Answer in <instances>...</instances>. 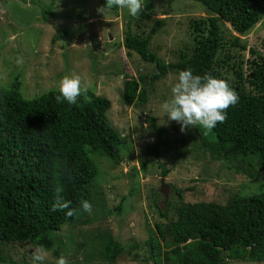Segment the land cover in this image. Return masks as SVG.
Instances as JSON below:
<instances>
[{
  "label": "rangeland",
  "instance_id": "1",
  "mask_svg": "<svg viewBox=\"0 0 264 264\" xmlns=\"http://www.w3.org/2000/svg\"><path fill=\"white\" fill-rule=\"evenodd\" d=\"M100 1L0 0V81L10 86L14 77H19L23 96L34 98L55 88L64 75L79 74L89 84L85 96L111 98L113 105L107 113L110 123L129 138L121 145L116 160L97 158L102 169L91 191L92 198L95 189L98 191L92 199L95 204L90 212L83 211L79 219L58 231L59 242L54 247L59 253L55 248H45V264H55L62 254L69 264H156L150 244L156 222L176 218L175 206L183 200L226 203L234 193H257L264 189V170L257 168L256 159H252L254 166L236 158L210 159L206 149L199 147L205 131L202 127H188L181 132L176 121L163 117L162 104L170 98V85L178 71L151 82L155 63L121 46L130 18L127 10L111 9L104 16L97 11L102 6ZM209 15L208 9L194 0H145L141 14L133 17L132 28L146 34L157 21L164 20L150 46L163 60L174 62L183 50L192 51L195 20H207ZM220 23L222 46L216 67L232 84L238 80L237 70L247 73L249 60L253 59L249 48L264 52V17L247 33L236 31L228 21ZM54 35L58 38L53 41ZM236 36H240L238 45L232 43ZM140 76L148 104L127 105L122 97L123 81ZM149 116L167 131L159 146L162 157L150 155L143 167L149 142L158 139V130L149 125ZM237 163L241 164L240 171L235 167ZM163 169L168 171L166 176ZM162 178L169 186L167 199L160 192ZM177 188L182 189V196ZM110 239L122 247L114 259L105 253ZM171 241L170 237L162 241L161 264H175L173 256L165 259V251L171 247L164 243ZM0 247L6 256L0 264H31L32 249L41 246L11 242L0 243ZM225 261L264 264V260Z\"/></svg>",
  "mask_w": 264,
  "mask_h": 264
},
{
  "label": "trees",
  "instance_id": "2",
  "mask_svg": "<svg viewBox=\"0 0 264 264\" xmlns=\"http://www.w3.org/2000/svg\"><path fill=\"white\" fill-rule=\"evenodd\" d=\"M194 1L203 4L211 15L207 20H195L192 51L183 50L174 62H166L150 46L164 20L157 21L144 34L133 30L130 16L121 46L144 61L155 63L151 82L184 68L223 78L216 67L222 46L220 20L230 22L240 33H247L264 17V0ZM100 2L104 4V0ZM112 9L118 10L115 6ZM56 38L58 35L52 40ZM239 39L236 36L232 43L238 45ZM241 47L246 49V45ZM249 50L253 59L249 60L247 73L237 70V82L229 83L239 96L238 102L226 110L223 123L218 122L208 131L200 128L205 131L199 147L205 148L213 160L236 158L254 166L252 159H256L257 168L264 170V52L253 47ZM142 80L143 76L124 79L125 104H148L146 89L141 88ZM9 85L0 81V243L31 242L43 248H55L58 231L84 214L81 201L87 200L91 208L95 204L92 199L98 191L95 189L93 198L91 191L102 169L97 158L116 160L121 145L129 138L110 123L107 113L113 102L109 97L82 94L76 104L69 105L57 103L56 87L34 98H25L19 77H14ZM148 120L158 130V139L149 142L143 167L150 161V155L156 159L162 157L159 146L163 143L161 136L167 131L156 123L154 116ZM239 165L235 164L238 171ZM167 173L163 169V175ZM175 190L182 196L181 188ZM57 194L71 201L70 207L75 209L72 216L64 211H51ZM175 213L176 218L166 223L156 222L152 230L155 234L150 244L156 264H161V244L168 237L172 241L164 243L171 247L165 251V259L169 260L171 255L175 264L264 260V189L250 195L234 193L226 203L183 200L175 206ZM121 248L110 239L105 253L114 259ZM54 251L59 253L57 248ZM5 259L0 247V263Z\"/></svg>",
  "mask_w": 264,
  "mask_h": 264
},
{
  "label": "clouds",
  "instance_id": "3",
  "mask_svg": "<svg viewBox=\"0 0 264 264\" xmlns=\"http://www.w3.org/2000/svg\"><path fill=\"white\" fill-rule=\"evenodd\" d=\"M144 3L145 0H104V4L98 7L97 11L105 16L115 6L126 9L129 16L136 17L141 14ZM88 88V82L82 80L79 74H66L56 85L55 99L57 103L66 102L74 105L77 98L86 93ZM170 93V98L162 104L163 117H166L167 121H176L181 132L193 126H200L206 130L213 129L218 122L223 123L227 117L226 110L239 100L238 94L226 79L211 73H194L191 68L178 71L175 81L170 85ZM70 204L71 201L57 194L51 203V211H64L65 215L72 216L75 209H72ZM91 207L87 200L80 203V208L84 212H90ZM46 259L45 248L32 249L31 264H45ZM55 264H69V261L62 254L56 259Z\"/></svg>",
  "mask_w": 264,
  "mask_h": 264
},
{
  "label": "water",
  "instance_id": "4",
  "mask_svg": "<svg viewBox=\"0 0 264 264\" xmlns=\"http://www.w3.org/2000/svg\"><path fill=\"white\" fill-rule=\"evenodd\" d=\"M168 188L169 186L165 183V179L163 178L160 192L164 194L166 199L168 198Z\"/></svg>",
  "mask_w": 264,
  "mask_h": 264
}]
</instances>
